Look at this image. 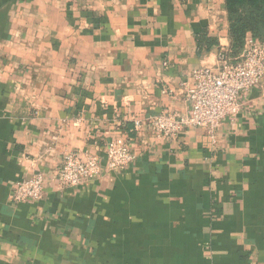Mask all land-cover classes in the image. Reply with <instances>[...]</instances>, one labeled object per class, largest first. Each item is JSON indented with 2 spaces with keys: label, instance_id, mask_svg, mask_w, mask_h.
Segmentation results:
<instances>
[{
  "label": "crops",
  "instance_id": "crops-1",
  "mask_svg": "<svg viewBox=\"0 0 264 264\" xmlns=\"http://www.w3.org/2000/svg\"><path fill=\"white\" fill-rule=\"evenodd\" d=\"M222 49L224 0H0V264H264V77L213 138L133 124L186 114L191 71ZM116 136L136 159L108 171ZM83 151L101 173L58 189ZM38 172L42 198L12 201Z\"/></svg>",
  "mask_w": 264,
  "mask_h": 264
},
{
  "label": "built area",
  "instance_id": "built-area-1",
  "mask_svg": "<svg viewBox=\"0 0 264 264\" xmlns=\"http://www.w3.org/2000/svg\"><path fill=\"white\" fill-rule=\"evenodd\" d=\"M263 77L264 41L248 35L237 55L230 56L226 49H222L215 66L198 67L191 71L190 81L183 88L184 98L189 103L186 114L162 112L144 119H134V129H148L155 137L166 139L176 136L182 128L203 127L213 138L223 119L233 118L239 113L240 93L258 84ZM170 92L162 90V93ZM135 159L129 140L116 136L108 141L105 150V166L108 171L124 170ZM100 173L101 164L97 155L87 151L66 152L52 180L58 189H68ZM44 183V175L39 172L17 181L10 199L14 202L40 200Z\"/></svg>",
  "mask_w": 264,
  "mask_h": 264
},
{
  "label": "trees",
  "instance_id": "trees-1",
  "mask_svg": "<svg viewBox=\"0 0 264 264\" xmlns=\"http://www.w3.org/2000/svg\"><path fill=\"white\" fill-rule=\"evenodd\" d=\"M230 56L237 55L249 35L264 41V0H224Z\"/></svg>",
  "mask_w": 264,
  "mask_h": 264
}]
</instances>
